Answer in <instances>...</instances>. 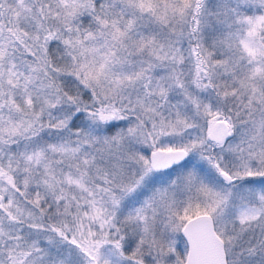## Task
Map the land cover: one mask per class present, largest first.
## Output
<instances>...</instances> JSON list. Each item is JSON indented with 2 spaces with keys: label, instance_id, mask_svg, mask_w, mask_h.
Listing matches in <instances>:
<instances>
[{
  "label": "snow or ice",
  "instance_id": "6c2138e0",
  "mask_svg": "<svg viewBox=\"0 0 264 264\" xmlns=\"http://www.w3.org/2000/svg\"><path fill=\"white\" fill-rule=\"evenodd\" d=\"M0 264H264V0H0Z\"/></svg>",
  "mask_w": 264,
  "mask_h": 264
}]
</instances>
